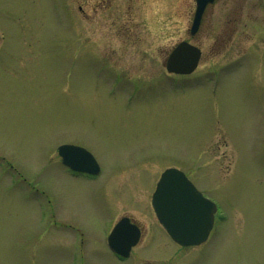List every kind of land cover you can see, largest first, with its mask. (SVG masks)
<instances>
[{"label": "rangeland", "instance_id": "1", "mask_svg": "<svg viewBox=\"0 0 264 264\" xmlns=\"http://www.w3.org/2000/svg\"><path fill=\"white\" fill-rule=\"evenodd\" d=\"M0 0V264H264V0ZM187 41L197 69L169 75ZM101 168L76 178L57 147ZM173 167L219 207L180 248L150 206ZM128 216L126 260L106 233ZM77 234H81L78 236Z\"/></svg>", "mask_w": 264, "mask_h": 264}, {"label": "water", "instance_id": "2", "mask_svg": "<svg viewBox=\"0 0 264 264\" xmlns=\"http://www.w3.org/2000/svg\"><path fill=\"white\" fill-rule=\"evenodd\" d=\"M196 10L191 27L194 34L201 21L203 12L214 0H195ZM200 50L187 42H180L170 52L165 66L169 73L190 74L199 62ZM63 164L75 171L97 174L99 167L93 157L84 150L63 145L59 147ZM152 205L159 221L170 236L183 246L203 242L212 225L209 202L195 189L185 175L177 170H166L157 184ZM119 222L108 238L110 248L117 254L127 257L129 250L139 240V231Z\"/></svg>", "mask_w": 264, "mask_h": 264}, {"label": "flooded vegetation", "instance_id": "3", "mask_svg": "<svg viewBox=\"0 0 264 264\" xmlns=\"http://www.w3.org/2000/svg\"><path fill=\"white\" fill-rule=\"evenodd\" d=\"M78 146H81V145H78ZM81 147H83V146H81ZM67 169V168H66ZM67 171L69 172V175H71L72 177H76V178H86V179H92L93 177H91V176H89V175H86V174H82V173H76V172H73V171H71V170H69V169H67ZM203 195L205 196V194L203 193ZM211 200V199H210ZM213 201V200H212ZM216 204V207H217V209H216V212H215V214H214V226H213V229L215 228V224H216V221H221L222 220V214H221V212L219 211V207H218V205H217V203H215ZM124 218H127V219H129V223L131 224V226H132V224L133 225H135V226H137V228L139 229V231H140V239H141V237H142V229H141V227L137 224V223H135L133 220H131V218L130 217H128V216H123ZM123 217H121V218H123ZM121 218H119V219H121ZM118 219V220H119ZM117 220V221H118ZM116 221V222H117ZM109 234V233H108ZM77 235H79L80 237H81V234H77ZM140 239H139V241H140ZM139 241H138V243H139ZM106 242V241H105ZM137 243V244H138ZM136 244V245H137ZM135 247V246H134ZM134 247H132L131 248V250H130V254H129V257L131 256V253H132V250H133V248ZM183 249H185V248H183ZM113 253V252H112ZM114 254V253H113ZM118 259H120V256H118V255H116V254H114Z\"/></svg>", "mask_w": 264, "mask_h": 264}]
</instances>
